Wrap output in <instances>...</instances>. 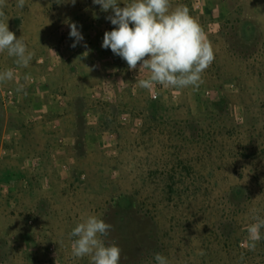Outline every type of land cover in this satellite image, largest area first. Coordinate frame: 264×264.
I'll return each instance as SVG.
<instances>
[{
  "label": "rangeland",
  "instance_id": "obj_1",
  "mask_svg": "<svg viewBox=\"0 0 264 264\" xmlns=\"http://www.w3.org/2000/svg\"><path fill=\"white\" fill-rule=\"evenodd\" d=\"M17 3L5 0L0 20L33 59L20 67L0 52V72L14 70L8 82H36L50 55L66 46L78 49L77 60L54 80L87 87L83 95L51 90L58 110L47 134L51 162L32 172L9 159L0 170V264H90V257L72 255L69 235L89 215L112 225L102 238L122 249L120 264H156L155 253L168 264H213L217 254L228 262L251 251L246 229L254 215L264 218V0H170L172 8L189 9L215 59L198 88L151 90L129 82L139 66L129 70L102 47L104 33L116 27L106 19L111 9L93 0ZM72 23L83 36L75 47ZM118 77L126 83L119 91L112 83ZM102 78L107 86L92 85ZM79 122L84 146L76 149ZM121 196L132 199L127 211L117 208Z\"/></svg>",
  "mask_w": 264,
  "mask_h": 264
},
{
  "label": "clouds",
  "instance_id": "obj_2",
  "mask_svg": "<svg viewBox=\"0 0 264 264\" xmlns=\"http://www.w3.org/2000/svg\"><path fill=\"white\" fill-rule=\"evenodd\" d=\"M76 0H72L74 4ZM101 10H112L113 15L106 17L115 25L103 36L102 47L126 61L129 70L137 69L136 83L141 88L151 90L155 84L163 87L198 88L203 82L202 73L215 59L214 51L203 28L189 14L186 6L171 7L170 0H132L120 7L118 0H93ZM25 0H18L17 7L23 8ZM5 0H0V8ZM4 13L0 11V17ZM131 25V26H130ZM70 37L75 38L72 47L83 40L75 23L70 24ZM7 51L15 57V64L28 67L33 59L27 45L20 37L9 30L7 22L0 20V52ZM148 70L150 76L141 78V72ZM14 70L0 73V83L12 81ZM27 79V77H25ZM17 92L24 91L18 85ZM253 223L247 227L248 247L254 250L262 238L264 218L252 217ZM112 225L95 215H89L78 223L69 234L72 240V255L76 258L90 257V264H120L122 249L116 245H106L102 237L108 236ZM203 254V253H201ZM156 264H168L160 253L154 254Z\"/></svg>",
  "mask_w": 264,
  "mask_h": 264
},
{
  "label": "crops",
  "instance_id": "obj_3",
  "mask_svg": "<svg viewBox=\"0 0 264 264\" xmlns=\"http://www.w3.org/2000/svg\"><path fill=\"white\" fill-rule=\"evenodd\" d=\"M204 1L206 2V0H199L200 6L202 4L205 6ZM77 44H80V41ZM77 44L76 46H78ZM76 53H78L77 48L71 52L64 46L57 56L50 55V61L44 64V68L41 69L40 73L36 74V82L34 83H0V170L5 165V162L10 159L9 161L13 163L21 161L25 170L38 172L53 159L52 148L49 146V140L47 139L49 135L47 134L52 132L49 126L50 120L58 113V110L54 109L55 106L51 100V90L59 85L68 88L72 95L74 93L75 95H83L84 88L87 87L86 82L82 80L75 79L72 82L66 79L62 82H56L53 78L67 63L70 64L77 60ZM5 62L6 60L0 57V67ZM52 63L57 67L52 66ZM2 70L3 68L1 67L0 71ZM143 71H146V69ZM129 82L137 84L134 80ZM112 83L113 85L115 84L118 91L126 84L120 77H118V80L116 79V82ZM21 84L24 86V91L17 92L16 89ZM92 85L94 87H105L107 86V81L102 78L93 82ZM10 90L16 95V103L14 106L8 107L5 106L4 99L5 94ZM60 113L65 116L64 112ZM74 114L77 116L78 112L77 114L73 112L70 115ZM65 117L67 118V116ZM8 134L11 137L10 144L4 145V138ZM60 150L65 151L66 149ZM13 180L20 182L18 176L17 178L15 176Z\"/></svg>",
  "mask_w": 264,
  "mask_h": 264
},
{
  "label": "trees",
  "instance_id": "obj_4",
  "mask_svg": "<svg viewBox=\"0 0 264 264\" xmlns=\"http://www.w3.org/2000/svg\"><path fill=\"white\" fill-rule=\"evenodd\" d=\"M80 117L81 116L79 115V119ZM83 133V126L81 122H79L75 132L77 138L76 149H81L84 146ZM116 205L119 210L127 211L132 205V199L127 196H121L116 202ZM124 236L127 237L126 235ZM223 238L225 239V235H223ZM226 249L229 248L227 247ZM217 256L218 254L215 256L213 264H264V238L261 239V244L257 249L251 250L242 255H239L238 252L231 254V256H229L228 262H225L222 258L217 259Z\"/></svg>",
  "mask_w": 264,
  "mask_h": 264
},
{
  "label": "built area",
  "instance_id": "obj_5",
  "mask_svg": "<svg viewBox=\"0 0 264 264\" xmlns=\"http://www.w3.org/2000/svg\"><path fill=\"white\" fill-rule=\"evenodd\" d=\"M31 82L34 83L35 79H31ZM152 98L157 99L158 98L157 93H154L152 95ZM15 103H16V95L13 91L10 90L5 94L4 104L5 106L11 107V106H14Z\"/></svg>",
  "mask_w": 264,
  "mask_h": 264
}]
</instances>
